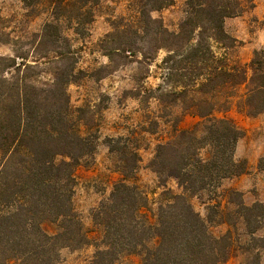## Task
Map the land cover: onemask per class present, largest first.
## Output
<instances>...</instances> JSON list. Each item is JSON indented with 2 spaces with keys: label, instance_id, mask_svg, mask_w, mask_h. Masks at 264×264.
I'll return each instance as SVG.
<instances>
[{
  "label": "trees",
  "instance_id": "1",
  "mask_svg": "<svg viewBox=\"0 0 264 264\" xmlns=\"http://www.w3.org/2000/svg\"><path fill=\"white\" fill-rule=\"evenodd\" d=\"M23 3L37 14L46 13L36 37L38 48L49 53L43 56L49 64L70 57L69 50L60 49L68 45L66 31L83 38L94 20V0ZM174 3L139 0L137 27L127 33L114 30L106 38L145 35L159 43L157 51L165 52L164 80L180 90L161 91L159 97H171L169 109H175L176 99L182 104L180 118L170 125L169 139L156 146L149 168L173 179L180 193L165 189L155 220L149 222L142 192L129 183L139 156L133 150L123 154L120 179L108 200L94 210L92 220L101 229V240L87 264H119L122 254L139 255L140 264H222L231 255L230 231L214 235L212 217H201L190 199L246 172L245 161L234 158L240 132L225 114L235 99L245 116L264 114V48L255 50L247 65L212 50V44L225 51L227 42H234L224 31V21L252 8L253 0H185V16L171 31L151 13ZM130 42H119L110 52L131 54ZM24 59L0 56V264H57L61 249L89 242L72 207L74 168L93 150L70 115L67 87L81 71L72 65L54 67L49 83L40 88L30 79L32 66ZM185 116L195 123L181 128ZM258 168L264 170V157ZM230 194L240 198L236 191ZM235 205L248 236H254L261 228L264 203ZM217 206L208 209L215 213ZM51 225L56 228L49 232Z\"/></svg>",
  "mask_w": 264,
  "mask_h": 264
},
{
  "label": "rangeland",
  "instance_id": "2",
  "mask_svg": "<svg viewBox=\"0 0 264 264\" xmlns=\"http://www.w3.org/2000/svg\"><path fill=\"white\" fill-rule=\"evenodd\" d=\"M174 2L171 7L151 13L153 19L162 20L171 31L185 16V0ZM138 5L139 0H94L91 7L94 20L87 34L80 38L71 30L66 31L68 45H60V49L69 50L71 54L56 65L49 64L43 57L48 51L37 46L36 35L47 19L46 13L37 14L27 8L23 0H0L1 57H24V62L32 66L28 72L30 79L40 88L49 83L50 70L54 67L72 65L75 72L81 71L78 79L67 87L70 115L79 134L88 139L93 150L74 168L72 207L88 232L89 242L78 249H61L57 264H87L93 259L97 251L95 244L101 240V229L94 226L92 220L94 210L108 200L114 184L120 179L123 154L133 150L139 156L134 180L129 183H135L142 192L149 222L155 220L165 189L173 194L180 193L173 179L158 176L149 168L156 146L169 139L170 125L180 118L178 107L182 104V99H176L175 109H169L171 97H159L161 91L180 90L164 80L161 61L165 52L157 51L159 43L145 35L106 38L114 30L127 33L137 27ZM153 29L150 27L147 32L151 34ZM224 31L234 42H227L225 51L212 44L215 54L219 56L225 52L232 62L249 64L253 52L264 48V0H253L252 8L226 19ZM119 42H130L132 53L110 52ZM19 61L21 59H17ZM232 102L225 116L240 132L234 158L245 161L246 172L221 181L217 189L209 188L192 197L190 202L201 217L208 214L212 217L214 235L230 231L231 255L222 264H264V242L260 240L264 237V218L260 230L248 236L243 221L235 213V203L239 201L245 206L264 203V170L258 168L259 160L264 157V114L247 117L240 110L239 101ZM194 123L195 119L185 116L179 126L188 128ZM117 139V144L112 142ZM231 190L239 193L240 198L231 195ZM214 205H218L215 213L208 209ZM55 228L51 225L47 230L51 232ZM118 263L140 264V257L122 254Z\"/></svg>",
  "mask_w": 264,
  "mask_h": 264
}]
</instances>
